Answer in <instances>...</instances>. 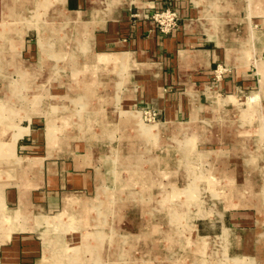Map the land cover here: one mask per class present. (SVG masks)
Masks as SVG:
<instances>
[{"label": "crops", "instance_id": "1", "mask_svg": "<svg viewBox=\"0 0 264 264\" xmlns=\"http://www.w3.org/2000/svg\"><path fill=\"white\" fill-rule=\"evenodd\" d=\"M260 4L264 0H0V264H39L37 217L60 205L65 210L64 196L80 195L96 178L81 157H65L64 138L53 131L62 127L60 104L47 98L85 94L96 103L100 96L103 104H115L109 108L113 117L137 103L176 124L173 134L194 136L204 146L240 143L237 124L264 150ZM169 7L181 19L169 35L131 17ZM43 43L50 48L46 57ZM65 58L73 75H66L68 86L61 89L56 74ZM218 66L228 72L220 86L224 97L208 91ZM81 71L82 78L76 76ZM253 88V98L242 91ZM72 103L68 112L75 110ZM117 120V126L126 123ZM236 176L239 183L253 181L250 208L264 242V171L249 180L241 172ZM221 224L222 232L226 221Z\"/></svg>", "mask_w": 264, "mask_h": 264}, {"label": "rangeland", "instance_id": "2", "mask_svg": "<svg viewBox=\"0 0 264 264\" xmlns=\"http://www.w3.org/2000/svg\"><path fill=\"white\" fill-rule=\"evenodd\" d=\"M262 7L264 4L259 5V10ZM256 27L254 24L253 28ZM259 29L263 31L264 28L260 26ZM41 45L43 56L50 48L45 43ZM65 60H60L62 65L58 66L59 73L56 74L61 89L68 86L66 75H73L70 65L63 63ZM81 73L76 76L82 78ZM227 73L224 66L212 71L208 87L211 94L227 96L220 87ZM242 91L252 98L258 92L254 88ZM84 95L73 97L65 94L45 99L46 102L52 99L59 101L62 127L52 130L61 132L64 138L60 148L64 149L65 157H81L83 168L95 171L96 178L80 195L64 196V199L74 197H68L66 202L63 199L65 210L60 205L50 213L42 211V219L37 217L36 242L43 250L42 257H37L39 264H55L52 263L57 258L53 257L55 248L63 247L69 252L89 242L92 246L88 248L86 258L82 259L88 261L87 264H101L100 260L103 264H264L259 216L253 213L249 202L251 185H254L249 179L263 174L264 150L254 147L256 139L252 140L243 132L245 127L234 124L236 128L233 130L243 140L240 143L204 146L198 144L194 136L178 135V131L177 134L145 133L142 126L155 127L167 123L162 120L159 110L137 106L136 103L122 107L120 110L124 115L113 117L114 113L109 108L114 103L103 104L100 96L99 102L95 103L93 96L89 95L88 101ZM72 100L77 104H74V111L70 109L68 112L70 103L69 108H72ZM237 108L239 111L246 109L244 105ZM132 113L139 116V123L131 122L129 117ZM117 118L126 123L117 126L114 123ZM52 130L47 131L50 133ZM215 153L223 155L216 159L204 158V155ZM128 161L132 163H129L130 167L125 164ZM122 172H126L124 176ZM238 172L249 181H233V178H238ZM120 175L123 181L118 180ZM80 201L96 204L82 208ZM240 203L243 207H237ZM236 213L242 217H237ZM53 217L66 226L55 225L51 221ZM43 219L47 222L42 223ZM224 221L227 228L221 232ZM241 222H244V227H240ZM199 225L205 228V233L197 229ZM237 228L240 229L238 232L235 231ZM89 232L92 239L84 240L83 235ZM67 260V257L63 258V262ZM76 262L75 256L70 259V264Z\"/></svg>", "mask_w": 264, "mask_h": 264}, {"label": "bare ground", "instance_id": "3", "mask_svg": "<svg viewBox=\"0 0 264 264\" xmlns=\"http://www.w3.org/2000/svg\"><path fill=\"white\" fill-rule=\"evenodd\" d=\"M120 56V55H119ZM107 58V57H106ZM109 59V58H108ZM116 59V58H115ZM108 62V61H107ZM110 63V62H109ZM42 83V82H41ZM216 103V102H215ZM215 105V104H214ZM194 109V108H193ZM129 118H131V122H133V123H136L137 124V122L139 123V116L137 117L136 115H134L133 113L132 114H130V117ZM58 121V120H57ZM175 127H176V125H173V124H171V123H162V124H160V125H155V127H146V126H142L141 128L144 130V132L145 133H148L149 135H151V134H153V135H157V133L159 134L160 132H168V133H173L174 132V129H175ZM179 127H182V125H180V126H178L177 128H179ZM181 129V128H180ZM137 131V130H136ZM181 132V131H180ZM137 146V145H136ZM206 153H211V152H206ZM232 154V153H231ZM223 154L222 153H215V154H212V155H204V158L205 159H207V158H209V159H212V158H215V157H221ZM200 156V155H199ZM203 156V155H202ZM201 156V157H202ZM231 157H232V155H230ZM229 156V157H230ZM216 159V158H215ZM229 159V158H228ZM233 159V158H232ZM234 159H236V158H234ZM123 160V159H122ZM227 160V159H226ZM230 160V159H229ZM129 163H130V165L132 164L131 162H125V164L127 165V167H130L129 166ZM138 163V162H137ZM188 164V163H187ZM123 165V164H122ZM154 165V164H153ZM120 166H121V164H120ZM125 168V167H124ZM133 168V167H132ZM126 169V168H125ZM133 169H135V168H133ZM128 170V169H127ZM153 171V170H152ZM154 172V171H153ZM156 172V171H155ZM123 173V172H122ZM124 173H126V172H124ZM124 173H123V176H124ZM134 173H137V172H134ZM130 175V174H129ZM157 175H158V173H157ZM123 176L122 175H120V177H119V179L118 180H120V181H123L124 180V178H123ZM159 176V175H158ZM130 177V176H129ZM152 177V176H151ZM150 177V178H151ZM158 179V178H157ZM238 182V181H237ZM124 186H127V184H125ZM156 186V185H155ZM239 188V187H238ZM103 191V190H102ZM119 191V190H118ZM104 192V191H103ZM223 192V191H222ZM118 194V193H117ZM104 195V194H103ZM129 199V198H128ZM92 202V201H91ZM80 203H81V206H82V208H86V206H88V207H91L92 205H95L96 204V202H93L92 204H89L90 202H81L80 201ZM115 205V204H114ZM66 206H67V204H66ZM136 207V206H135ZM115 210V209H114ZM202 211V210H201ZM199 213V212H198ZM191 218V217H190ZM196 218V217H195ZM53 221H55V220H53ZM65 222V221H64ZM55 223L56 224H58V225H60V226H66V223H64V225H62L63 224V221H55ZM55 224V225H56ZM57 225V226H58ZM132 226V225H131ZM188 226H189V224H188ZM195 226V225H194ZM111 227V226H110ZM197 227V226H196ZM130 228H132V227H130ZM137 228V227H136ZM135 228V229H136ZM89 230V229H88ZM129 230V229H128ZM194 230V229H193ZM197 231V230H196ZM137 232V231H136ZM147 232V231H146ZM160 232V231H159ZM82 233V232H81ZM132 233V232H131ZM103 235V234H102ZM124 235V234H123ZM134 235V234H133ZM197 235V234H196ZM238 235V234H237ZM106 236V235H105ZM103 237L104 239L106 238V237ZM169 236V235H168ZM179 236V235H178ZM214 236V235H213ZM96 237V236H95ZM141 237H143V236H141ZM156 237V236H155ZM72 238V237H71ZM101 238V237H100ZM210 238V237H209ZM233 238V237H232ZM83 239L84 240H88V239H92L91 238V235H90V232L89 233H86V235H83ZM230 239V238H229ZM142 240H143V238H142ZM194 241H195V239H194ZM64 243V242H63ZM148 243H150V242H148ZM83 244V243H82ZM198 244V243H197ZM201 244V243H200ZM90 246H92V243L91 242H89V244H87V245H81V247H75L76 249H73V250H71L70 249V251L68 252V250L67 249H65V248H55L56 250L54 251V254H53V257L54 256H56L57 258H56V260L55 261H53L52 263H55V264H58V263H60V262H62L63 264H70V259L72 258V257H76L77 258V262H76V264H87L88 263V261H86L85 262V260L84 261H82V259H84V258H86L85 256H86V254L88 255V248L90 247ZM198 246H199V244H198ZM206 246H207V244H206ZM209 246V245H208ZM67 247V246H66ZM210 248V247H209ZM54 249V248H53ZM53 249H52V251H53ZM94 249V248H93ZM199 249V248H198ZM138 250V249H137ZM110 251V250H109ZM126 251V250H125ZM134 251V250H133ZM200 251V250H199ZM199 251H197V252H199ZM203 251V250H202ZM213 251V250H212ZM207 252V251H206ZM60 254H63L64 256H61ZM215 254V253H214ZM224 254V253H223ZM51 255V254H50ZM100 255V254H99ZM102 255V254H101ZM100 255V256H101ZM205 255V254H204ZM217 255V254H216ZM64 257H67L68 258V260L66 261V262H63V258ZM95 258V257H94ZM50 260V259H49ZM110 260V259H109ZM103 262V260H100V263L101 264H103L102 263ZM204 262V261H203Z\"/></svg>", "mask_w": 264, "mask_h": 264}, {"label": "built area", "instance_id": "4", "mask_svg": "<svg viewBox=\"0 0 264 264\" xmlns=\"http://www.w3.org/2000/svg\"><path fill=\"white\" fill-rule=\"evenodd\" d=\"M131 17L133 19L141 17L144 20L151 21L164 35L172 34V32L176 30L181 23L179 14L173 7L154 11L148 10L142 14L136 12L133 13Z\"/></svg>", "mask_w": 264, "mask_h": 264}]
</instances>
